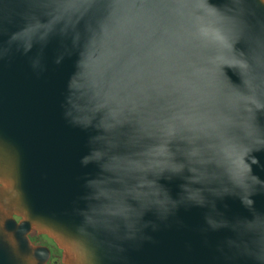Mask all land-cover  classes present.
Masks as SVG:
<instances>
[{"label": "water", "instance_id": "water-1", "mask_svg": "<svg viewBox=\"0 0 264 264\" xmlns=\"http://www.w3.org/2000/svg\"><path fill=\"white\" fill-rule=\"evenodd\" d=\"M33 234L264 264V0H0V264H48Z\"/></svg>", "mask_w": 264, "mask_h": 264}, {"label": "flooded vegetation", "instance_id": "flooded-vegetation-1", "mask_svg": "<svg viewBox=\"0 0 264 264\" xmlns=\"http://www.w3.org/2000/svg\"><path fill=\"white\" fill-rule=\"evenodd\" d=\"M31 239L36 244L47 245L50 248L51 250V257L49 259L50 264H62L60 258L61 250L56 247L55 243H53V241L50 238L46 237L45 235L33 234L31 236Z\"/></svg>", "mask_w": 264, "mask_h": 264}, {"label": "snow or ice", "instance_id": "snow-or-ice-1", "mask_svg": "<svg viewBox=\"0 0 264 264\" xmlns=\"http://www.w3.org/2000/svg\"><path fill=\"white\" fill-rule=\"evenodd\" d=\"M203 38L205 40H207L208 42L210 43H215V42H220L222 41V37H220L218 34L217 35H213V34H210V33H203ZM38 230H42V229H39Z\"/></svg>", "mask_w": 264, "mask_h": 264}, {"label": "rangeland", "instance_id": "rangeland-1", "mask_svg": "<svg viewBox=\"0 0 264 264\" xmlns=\"http://www.w3.org/2000/svg\"><path fill=\"white\" fill-rule=\"evenodd\" d=\"M60 258H61V254H60ZM61 262H62V258H61ZM48 264H50L49 262H48ZM63 264V263H62Z\"/></svg>", "mask_w": 264, "mask_h": 264}]
</instances>
